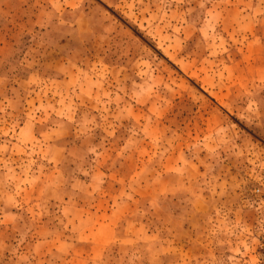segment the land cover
Masks as SVG:
<instances>
[{
	"label": "rangeland",
	"instance_id": "374dc122",
	"mask_svg": "<svg viewBox=\"0 0 264 264\" xmlns=\"http://www.w3.org/2000/svg\"><path fill=\"white\" fill-rule=\"evenodd\" d=\"M264 0H0V264H256Z\"/></svg>",
	"mask_w": 264,
	"mask_h": 264
},
{
	"label": "built area",
	"instance_id": "2783aa9c",
	"mask_svg": "<svg viewBox=\"0 0 264 264\" xmlns=\"http://www.w3.org/2000/svg\"><path fill=\"white\" fill-rule=\"evenodd\" d=\"M256 264H264V243L259 246V256Z\"/></svg>",
	"mask_w": 264,
	"mask_h": 264
}]
</instances>
